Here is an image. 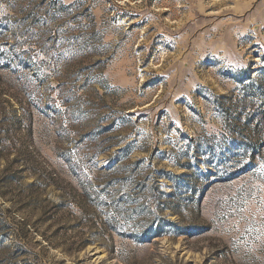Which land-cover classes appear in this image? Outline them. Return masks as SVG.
<instances>
[{
    "label": "rangeland",
    "instance_id": "obj_1",
    "mask_svg": "<svg viewBox=\"0 0 264 264\" xmlns=\"http://www.w3.org/2000/svg\"><path fill=\"white\" fill-rule=\"evenodd\" d=\"M0 264H264V0H0Z\"/></svg>",
    "mask_w": 264,
    "mask_h": 264
},
{
    "label": "trees",
    "instance_id": "obj_2",
    "mask_svg": "<svg viewBox=\"0 0 264 264\" xmlns=\"http://www.w3.org/2000/svg\"><path fill=\"white\" fill-rule=\"evenodd\" d=\"M5 2V0H3ZM18 1V0H17ZM20 1V0H19ZM7 2V1H6ZM30 2V1H29ZM31 7H32V2L28 3L27 4V7L24 9L25 12H28L31 10ZM11 8H14L13 5L11 6Z\"/></svg>",
    "mask_w": 264,
    "mask_h": 264
}]
</instances>
